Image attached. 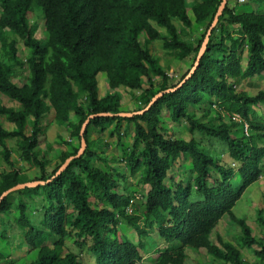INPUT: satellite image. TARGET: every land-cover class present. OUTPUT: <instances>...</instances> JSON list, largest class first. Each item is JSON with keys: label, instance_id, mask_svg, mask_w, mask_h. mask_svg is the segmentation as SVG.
<instances>
[{"label": "trees", "instance_id": "trees-1", "mask_svg": "<svg viewBox=\"0 0 264 264\" xmlns=\"http://www.w3.org/2000/svg\"><path fill=\"white\" fill-rule=\"evenodd\" d=\"M247 1L264 8V0L236 3ZM223 2L0 0V100L3 95L12 104L0 102V154L7 165L0 171V197L20 184L52 180L78 155L90 116L142 112L157 95L177 88L191 70L175 82L151 47L162 41L173 59L194 56L196 63ZM232 3L227 0L196 71L182 87L143 114L92 119L80 158L44 186L12 192L1 202L0 264L29 257V264H86L84 249L96 264H146L153 255V264H185L187 248L220 264H257L245 258L246 248L264 264V238L233 212L264 175V115L258 111L264 89L251 97L243 86L264 77V13L239 12ZM34 15L45 21V40ZM19 42L26 54L20 55ZM99 74L113 91L105 97ZM118 89L129 92L135 109L123 107ZM3 118L14 127L7 129ZM168 122L184 123L191 138L167 135ZM50 126L70 133L69 141L58 135L57 142L64 139L72 151L60 155L47 175L50 162L39 146ZM108 130L123 150L121 161L107 153L110 146L101 135ZM130 130L132 146L123 145ZM92 132L100 136L91 139ZM15 152L19 160L12 159ZM180 160L190 161L188 177L169 185L168 173ZM19 162L39 168L40 177L31 180ZM128 173L148 187L140 199L126 185L121 191ZM225 216L241 228L234 243L218 233ZM257 222L264 228V209L257 211ZM129 228L134 242L126 236ZM70 240L79 253L67 250ZM21 247L29 251L16 258Z\"/></svg>", "mask_w": 264, "mask_h": 264}, {"label": "rangeland", "instance_id": "rangeland-1", "mask_svg": "<svg viewBox=\"0 0 264 264\" xmlns=\"http://www.w3.org/2000/svg\"><path fill=\"white\" fill-rule=\"evenodd\" d=\"M234 3H232L234 6H236L237 11L239 12H248V13H256V14H262L264 13V8H258L253 2L247 1L245 4H239L236 3L238 0H233ZM41 13V11H40ZM33 21L35 23L39 22V29H38V36L40 38H43L45 40L46 38V32H45V27H44V22L43 17L39 18L36 15L33 16ZM19 48V53L22 55L23 53H27V50L24 48L23 44L19 42L18 44ZM152 48L153 54L160 58V64L164 66L165 68L169 69V75L173 77L177 82L180 80L182 77H184L190 70L193 69V65L195 64L193 61V57H189L186 61H177L170 57L163 49V42L158 41L156 42ZM29 53V50H28ZM195 66V65H194ZM255 80L252 81H245L243 86L245 87L244 90L248 92L251 97L256 95L259 91L264 89V77H256L254 78ZM98 83H99V88H100V94L101 97H105L107 94L113 93L112 90H110L109 86L107 85V80L105 74H99L98 75ZM118 94L122 95L123 101L122 105L125 109L133 110L137 107L135 100L128 95V91H125L123 89H118L117 90ZM5 99L0 100V102H4V105H12L9 104V99L5 96H1ZM16 104V103H15ZM17 105V104H16ZM258 111H260L261 114L264 115V107L261 106ZM54 119L53 115H50L46 118L45 124L47 127L49 124H51L52 120ZM4 126L7 129L12 128V124L8 123L5 118L2 119ZM183 125H185L183 123ZM183 125H178V124H172L170 122L165 124L166 127V134L167 135H173L178 138H183V139H190L191 137L189 136L188 132L184 130ZM53 127L51 126L50 129L48 130L47 134L41 137L40 141V146L39 149L42 151L43 155L48 159L50 162L48 167H47V175H50L54 168L57 166L59 162V156L62 155L65 151L71 152L72 149L69 148L68 146H65L64 139L65 141H69L70 139V133H67L66 131L62 130L64 128H59V126ZM112 129V128H111ZM60 131V132H58ZM110 132L111 130H108L106 133L101 135L103 140L110 146L108 149V155L109 156H115L116 159L120 160L122 159V149L119 145H117V137L116 138H111L110 137ZM91 134V139L93 138H98L100 135L99 133L92 132ZM58 135L63 136V141L61 143L57 142ZM133 130H130L128 135L125 136V138L122 140L123 145L127 144L132 146L133 143ZM78 142V141H76ZM10 147L16 148L15 142L10 141ZM129 147V146H128ZM12 148V149H13ZM12 159L14 160H19V155L15 152L13 153ZM19 165L24 167V173L30 177L31 180L36 179L37 177H40L41 172L39 168H33L29 164H26L25 162H19ZM18 165V166H19ZM100 166L103 167V169H106V166L104 164L99 163ZM116 167H121V164L115 163ZM123 167V166H122ZM7 168V165L4 162L3 156L0 154V171L3 169ZM190 161H178L173 167V169L168 173V179L167 183L169 185H172L173 183L171 182L172 179H174V182L178 183L180 182L183 178L188 177V173L190 171ZM128 181L123 182L121 181V191L123 192V187L126 185L128 188L129 193H133L136 198L138 197L139 199L141 198L142 195L146 194L148 187L143 186L140 182L139 177H132L129 175L127 176ZM32 182H37V181H32ZM234 184L236 187H238L241 184V179L239 174L234 179ZM264 175L263 177L260 178V180L254 184H252L244 193L242 198L238 201L236 206L233 209L234 214L240 218L246 220L247 224L253 229V233L255 236L259 238H264V228L259 226L257 222V211L260 209H264ZM33 205V204H32ZM33 206L30 208V212L33 211ZM72 212V210H70ZM218 233L222 236L223 240L225 241H230L233 242L232 239H236L237 237L240 239L241 238V228L237 226L236 224H233L230 219L225 216L221 223L218 226ZM122 231V234H124ZM125 235V234H124ZM123 236V235H122ZM131 241L134 242V238H136V234L132 229H128V233L126 235ZM154 238H156L159 242L160 239L157 237V233L153 235ZM133 237V238H132ZM53 241V239H50ZM212 240L216 241V236L213 234L212 235ZM16 243V241L14 242ZM234 243V242H233ZM88 244H90V241H88ZM236 244V243H235ZM238 245V244H237ZM239 246V245H238ZM67 250L79 253V249H77L72 240L67 241L66 244ZM25 247H21L18 250L15 251V256L16 258H20L23 255L24 251H29V249H23ZM254 250L260 251V247L254 246ZM198 251H194L192 249L187 248L186 249V254L188 256V259L186 260L185 264H220L218 262H214L205 252L199 254L198 260H193L194 259V254H198ZM242 253L244 254L245 258L250 261L251 263H257L261 264L258 259H256V256L254 252H251V250H248L246 248H242ZM93 256V255H92ZM30 258V257H29ZM29 258H25L23 260H20V264H29ZM36 258V257H35ZM156 256H151L147 261H150V263L146 264H153L155 262ZM81 259L85 261L86 264H96V258L93 256L91 257V254L88 253L87 249H84L82 254H81ZM35 261V259L33 260ZM32 261V262H33ZM222 264V263H221Z\"/></svg>", "mask_w": 264, "mask_h": 264}, {"label": "water", "instance_id": "water-1", "mask_svg": "<svg viewBox=\"0 0 264 264\" xmlns=\"http://www.w3.org/2000/svg\"><path fill=\"white\" fill-rule=\"evenodd\" d=\"M226 2H227V0H224V2L222 3V6L220 7V9L218 11L217 16H216V18L214 20V23H213L211 29L209 30L208 35H207V37H206V39H205V41L203 43V46H202V48H201V50L199 52V55H198L197 61L195 63V66L190 71L189 75L184 79V81L177 88H175V89H169V90H167V91H165V92L160 93L159 95H157L152 100V102L149 104V106L147 107V109H145L142 112H137V113H122V114H118V115L99 114V115L90 116L89 119L84 123V125L82 127V130H81L82 140H81V148H80V151H79L78 155H76L74 157H70L65 162V164L60 168V170L57 172L56 176H59L60 174H62L66 170V168L68 167V165L70 164L71 161L80 158L84 154V152L86 151V149H87V143H86V140H85V132H86V129H87L88 124L90 123V121L92 119H94L96 117H101V116L102 117H113V116L133 117L135 115L143 114L144 112L148 111L150 109V107L152 105H154L164 94L176 91L177 89H179L180 87H182L191 78L192 74H194V72L196 71V69H197V67L199 65V62H200V60L202 59V57H203V55L205 53V50H206L207 45H208L209 37L211 35V31L216 26V24L218 23L219 17L222 15V12H223V10L225 8ZM54 178L52 180H54ZM52 180H49L47 182H39V181H37V182H30V183L20 184V185L14 187V188L8 190L7 192L3 193L2 196L0 197V204L12 192L19 191V190H23V189H26V188H36V187H39V186H44L45 184L51 182Z\"/></svg>", "mask_w": 264, "mask_h": 264}, {"label": "crops", "instance_id": "crops-1", "mask_svg": "<svg viewBox=\"0 0 264 264\" xmlns=\"http://www.w3.org/2000/svg\"><path fill=\"white\" fill-rule=\"evenodd\" d=\"M13 127H14V126H13ZM13 127H12V128H13ZM50 127H51V126H50ZM53 127H56V126H53ZM65 152H66V151H65ZM202 252H203V251L201 250V251L199 252V254H201ZM203 253H204V252H203ZM199 254H198V255L195 254V255H196V259L199 257ZM194 259H195V258H194ZM194 259H193V260H194Z\"/></svg>", "mask_w": 264, "mask_h": 264}, {"label": "clouds", "instance_id": "clouds-1", "mask_svg": "<svg viewBox=\"0 0 264 264\" xmlns=\"http://www.w3.org/2000/svg\"><path fill=\"white\" fill-rule=\"evenodd\" d=\"M245 126H247L248 127V125H245ZM263 177V176H262Z\"/></svg>", "mask_w": 264, "mask_h": 264}, {"label": "built area", "instance_id": "built-area-1", "mask_svg": "<svg viewBox=\"0 0 264 264\" xmlns=\"http://www.w3.org/2000/svg\"><path fill=\"white\" fill-rule=\"evenodd\" d=\"M240 1H244V0H240Z\"/></svg>", "mask_w": 264, "mask_h": 264}]
</instances>
